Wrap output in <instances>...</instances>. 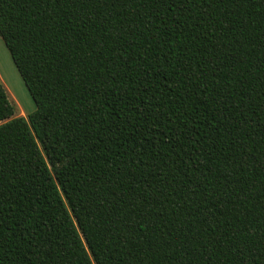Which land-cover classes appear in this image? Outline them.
Wrapping results in <instances>:
<instances>
[{
	"label": "trees",
	"instance_id": "trees-1",
	"mask_svg": "<svg viewBox=\"0 0 264 264\" xmlns=\"http://www.w3.org/2000/svg\"><path fill=\"white\" fill-rule=\"evenodd\" d=\"M0 38V264H264V0H0Z\"/></svg>",
	"mask_w": 264,
	"mask_h": 264
},
{
	"label": "rangeland",
	"instance_id": "rangeland-1",
	"mask_svg": "<svg viewBox=\"0 0 264 264\" xmlns=\"http://www.w3.org/2000/svg\"><path fill=\"white\" fill-rule=\"evenodd\" d=\"M0 80L4 85L10 102L14 106L12 116L22 115L27 117L35 109V103L1 38Z\"/></svg>",
	"mask_w": 264,
	"mask_h": 264
}]
</instances>
